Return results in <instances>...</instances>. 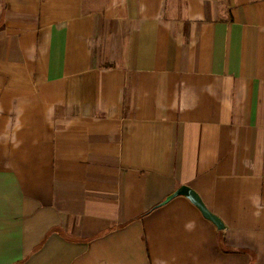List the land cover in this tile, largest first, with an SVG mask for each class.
I'll return each instance as SVG.
<instances>
[{
  "label": "crops",
  "instance_id": "crops-1",
  "mask_svg": "<svg viewBox=\"0 0 264 264\" xmlns=\"http://www.w3.org/2000/svg\"><path fill=\"white\" fill-rule=\"evenodd\" d=\"M0 264H264V0H0Z\"/></svg>",
  "mask_w": 264,
  "mask_h": 264
},
{
  "label": "water",
  "instance_id": "water-1",
  "mask_svg": "<svg viewBox=\"0 0 264 264\" xmlns=\"http://www.w3.org/2000/svg\"><path fill=\"white\" fill-rule=\"evenodd\" d=\"M179 196L187 198L202 213L204 218L212 222L219 230L224 229V224L222 223V221L207 208L200 195L189 186L180 187L177 191L170 195L162 203V205L167 204L172 199Z\"/></svg>",
  "mask_w": 264,
  "mask_h": 264
}]
</instances>
